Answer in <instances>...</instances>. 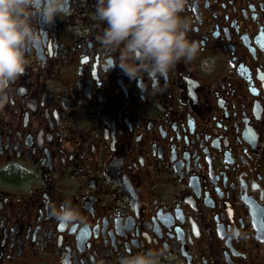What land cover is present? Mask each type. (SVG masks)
Masks as SVG:
<instances>
[{"label":"flooded vegetation","instance_id":"flooded-vegetation-1","mask_svg":"<svg viewBox=\"0 0 264 264\" xmlns=\"http://www.w3.org/2000/svg\"><path fill=\"white\" fill-rule=\"evenodd\" d=\"M94 5L36 19L43 41L0 105V264L161 245L162 264H264V0H186L198 56L137 79L112 65L123 48L102 45ZM63 203L81 218L59 222Z\"/></svg>","mask_w":264,"mask_h":264},{"label":"clouds","instance_id":"clouds-1","mask_svg":"<svg viewBox=\"0 0 264 264\" xmlns=\"http://www.w3.org/2000/svg\"><path fill=\"white\" fill-rule=\"evenodd\" d=\"M67 0H0V105L10 102V86L25 72V50L43 41L37 26L50 25L67 11ZM186 0H95L94 15L106 23L100 41L105 49L122 46L119 66L130 79H137L142 68L163 77L179 62H190L201 50L190 39L191 20L181 13ZM210 58L201 60L202 70L210 71ZM52 214L62 223L71 224L81 217L68 203L53 206ZM232 236L242 235L239 227L229 229ZM168 249L159 246L119 258L118 264H162ZM103 264V262H98Z\"/></svg>","mask_w":264,"mask_h":264}]
</instances>
